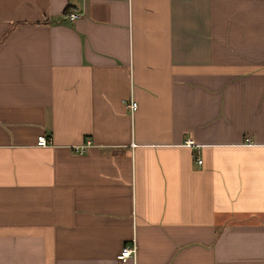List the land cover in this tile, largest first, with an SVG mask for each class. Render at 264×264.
Instances as JSON below:
<instances>
[{
    "label": "crops",
    "instance_id": "obj_1",
    "mask_svg": "<svg viewBox=\"0 0 264 264\" xmlns=\"http://www.w3.org/2000/svg\"><path fill=\"white\" fill-rule=\"evenodd\" d=\"M0 264H264V0H0Z\"/></svg>",
    "mask_w": 264,
    "mask_h": 264
},
{
    "label": "built area",
    "instance_id": "obj_2",
    "mask_svg": "<svg viewBox=\"0 0 264 264\" xmlns=\"http://www.w3.org/2000/svg\"><path fill=\"white\" fill-rule=\"evenodd\" d=\"M67 16L69 19H73L77 16V14L75 12H68ZM128 106L131 108H134L136 106V102L135 101H129ZM37 145L39 146H45L47 145V140L43 135H39L37 136V140H36ZM186 145H192V139H187L185 141ZM89 145H91L90 141H86L84 144H79V145H75L73 146V149L77 152H82L86 147H88ZM197 162H201L200 159L197 160ZM135 255V248H134V244H128L125 245L121 248V250L119 251V253L116 255V257L118 259L124 260L127 257H133Z\"/></svg>",
    "mask_w": 264,
    "mask_h": 264
},
{
    "label": "trees",
    "instance_id": "obj_3",
    "mask_svg": "<svg viewBox=\"0 0 264 264\" xmlns=\"http://www.w3.org/2000/svg\"><path fill=\"white\" fill-rule=\"evenodd\" d=\"M69 11H68V8H66V10H65V13H68Z\"/></svg>",
    "mask_w": 264,
    "mask_h": 264
}]
</instances>
